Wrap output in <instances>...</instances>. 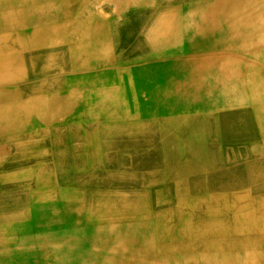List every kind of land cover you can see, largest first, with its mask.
<instances>
[{"label": "bare ground", "instance_id": "bare-ground-1", "mask_svg": "<svg viewBox=\"0 0 264 264\" xmlns=\"http://www.w3.org/2000/svg\"><path fill=\"white\" fill-rule=\"evenodd\" d=\"M48 1L0 0V264H264V0Z\"/></svg>", "mask_w": 264, "mask_h": 264}, {"label": "rangeland", "instance_id": "rangeland-1", "mask_svg": "<svg viewBox=\"0 0 264 264\" xmlns=\"http://www.w3.org/2000/svg\"><path fill=\"white\" fill-rule=\"evenodd\" d=\"M28 5L30 6V7H32L34 10H35V12H34V17H37L38 15L37 14H39L40 12V10H38V9H42V7H45L47 10H48V8H50V6H53V4H56V3H54L53 1H48V0H28ZM45 9V10H46ZM52 9V8H51ZM111 36V35H110ZM109 36V37H110ZM119 37V42H121V40L122 41H124L125 39L123 38V35H122V33L120 32V34L118 35ZM122 36V37H121ZM42 57V58H41ZM41 57H36L35 59H32V60H30L29 58L30 57H28V59L30 60V63H33L34 65H37L39 68H41L42 69V66L43 67H45V61H44V59H43V56H41ZM44 58L46 59L47 57H45L44 56ZM72 59H73V55H72ZM120 85H121V83H119ZM120 91V90H119Z\"/></svg>", "mask_w": 264, "mask_h": 264}, {"label": "crops", "instance_id": "crops-1", "mask_svg": "<svg viewBox=\"0 0 264 264\" xmlns=\"http://www.w3.org/2000/svg\"><path fill=\"white\" fill-rule=\"evenodd\" d=\"M27 129H29V130H27L26 132H28V131H30V129H32V130H34V129H36V127L34 126V127H32V126H30V127H28ZM49 135H51L50 134V132H49ZM52 136V135H51ZM68 136H69V134L67 133V131L63 134V141L61 142L62 144H72L73 142H71V141H69L68 140ZM10 144V143H9ZM11 144H14V143H11ZM30 144V143H29ZM47 144H53V143H51V142H49V143H47ZM2 147H7V144H2ZM5 155V154H4ZM49 157H50V155H49ZM5 166H7L8 165V163L7 164H4Z\"/></svg>", "mask_w": 264, "mask_h": 264}]
</instances>
